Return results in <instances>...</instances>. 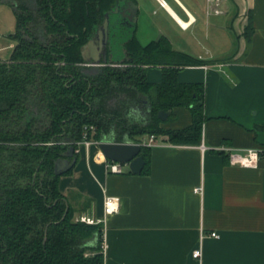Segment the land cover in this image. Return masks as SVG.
<instances>
[{
  "label": "crops",
  "instance_id": "crops-1",
  "mask_svg": "<svg viewBox=\"0 0 264 264\" xmlns=\"http://www.w3.org/2000/svg\"><path fill=\"white\" fill-rule=\"evenodd\" d=\"M106 14L111 66H121L132 37L143 47L165 37L173 50L204 62L180 69L177 81L204 86L207 119L198 144L156 137L147 174L127 165L109 173L96 146L94 155L92 146L88 154L76 147L70 175L59 179L75 217L102 219L104 197L120 200L102 226L103 264H264V0H118ZM125 35L124 57L114 61L112 45ZM97 54L94 45L84 64ZM145 78L159 84L162 67L146 66ZM146 105L139 96L129 121L144 120ZM170 113L163 129L190 125L187 109ZM247 149L263 151L257 167L230 163L228 154ZM197 248L199 259L192 257Z\"/></svg>",
  "mask_w": 264,
  "mask_h": 264
},
{
  "label": "trees",
  "instance_id": "trees-1",
  "mask_svg": "<svg viewBox=\"0 0 264 264\" xmlns=\"http://www.w3.org/2000/svg\"><path fill=\"white\" fill-rule=\"evenodd\" d=\"M117 1L0 0L15 19L14 47L9 60L0 61V264H103L102 226L79 221L59 191L60 177L72 168L54 173L57 160H71L66 154L83 140L85 126L95 127L87 134L91 141L201 140L204 86L179 83L177 74L204 62L173 50L165 37L144 47L132 37L121 66L108 62L94 72L83 66L81 48ZM146 66L162 67L159 84L146 81ZM139 96L147 100L145 119L130 122ZM174 108L190 112L187 128L160 126L158 112ZM149 153L141 146V174L149 171Z\"/></svg>",
  "mask_w": 264,
  "mask_h": 264
},
{
  "label": "water",
  "instance_id": "water-1",
  "mask_svg": "<svg viewBox=\"0 0 264 264\" xmlns=\"http://www.w3.org/2000/svg\"><path fill=\"white\" fill-rule=\"evenodd\" d=\"M108 25L109 17L106 14L104 20L100 26L97 27L92 38L81 48V54L85 61L89 60L87 53L92 49V46H98V54L90 59L88 68L97 69L105 66L108 63ZM170 111H159L157 117L161 121H165L168 118ZM98 149L102 153L105 159L119 163L121 165H127L129 171L138 175L144 168L145 161L140 154L141 145L131 142L117 143L113 141L102 140L97 145ZM74 148L69 150L66 157L72 158V161L68 159H59L54 165V173L60 175L70 170L75 164L76 158L74 156Z\"/></svg>",
  "mask_w": 264,
  "mask_h": 264
},
{
  "label": "built area",
  "instance_id": "built-area-1",
  "mask_svg": "<svg viewBox=\"0 0 264 264\" xmlns=\"http://www.w3.org/2000/svg\"><path fill=\"white\" fill-rule=\"evenodd\" d=\"M85 66H89L88 64H85ZM114 67H118L120 65H113ZM95 131V127L94 126H85L83 129V140L81 142H77L75 145L76 147H83L85 148L87 154H88V150L91 146H96L98 145V143L100 141H91L87 139V134L88 132H94ZM156 137L151 135V136H147V139H141L140 143H136L139 144L141 146H147V147H151L154 145ZM132 143V142H131ZM52 143H49V145H51ZM98 148V147H97ZM78 151V150H76ZM229 155V161L232 165H238V166H242V167H257L259 159L261 158V156L263 155V151L260 149H247L244 150L242 153H230ZM99 156L102 158L105 168L109 173L112 174H121L122 171V165L119 163H115V162H111L107 159L104 158V156L102 155V153L99 150ZM195 192L200 193L201 192V188H196ZM119 205H120V200L118 197H113V196H105L104 200H103V218L99 219V220H95L89 217H79L78 220L92 225V224H100L101 226H103L106 222V218L110 215H113L115 213H117L119 211ZM211 237L217 238L218 235L216 233H211L210 234ZM106 242L104 240V230L102 228V241H101V245H100V250L101 253L103 255V259L106 253ZM192 257L195 259H199L201 257V248H197L192 252Z\"/></svg>",
  "mask_w": 264,
  "mask_h": 264
},
{
  "label": "rangeland",
  "instance_id": "rangeland-1",
  "mask_svg": "<svg viewBox=\"0 0 264 264\" xmlns=\"http://www.w3.org/2000/svg\"><path fill=\"white\" fill-rule=\"evenodd\" d=\"M15 29V19L13 15L12 8L7 4H0V60H8L11 55L12 48L11 44L14 43L9 38ZM126 38L119 39V42H114L112 45V58L114 61H121L124 57V51L122 48V41ZM85 148L83 152L85 154ZM95 148L92 146L90 149V154L94 155Z\"/></svg>",
  "mask_w": 264,
  "mask_h": 264
},
{
  "label": "flooded vegetation",
  "instance_id": "flooded-vegetation-1",
  "mask_svg": "<svg viewBox=\"0 0 264 264\" xmlns=\"http://www.w3.org/2000/svg\"><path fill=\"white\" fill-rule=\"evenodd\" d=\"M69 160V159H68ZM69 161H72V159L71 160H69Z\"/></svg>",
  "mask_w": 264,
  "mask_h": 264
}]
</instances>
